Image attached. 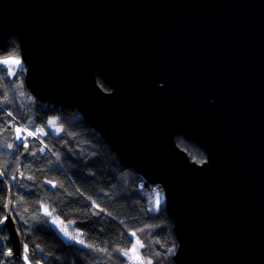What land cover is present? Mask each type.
<instances>
[{
    "label": "water",
    "instance_id": "obj_1",
    "mask_svg": "<svg viewBox=\"0 0 264 264\" xmlns=\"http://www.w3.org/2000/svg\"><path fill=\"white\" fill-rule=\"evenodd\" d=\"M12 37L29 95L161 188L174 264H264V0H0V50Z\"/></svg>",
    "mask_w": 264,
    "mask_h": 264
},
{
    "label": "trees",
    "instance_id": "obj_2",
    "mask_svg": "<svg viewBox=\"0 0 264 264\" xmlns=\"http://www.w3.org/2000/svg\"><path fill=\"white\" fill-rule=\"evenodd\" d=\"M6 56L20 58L16 37L0 50V58ZM96 79L107 91L98 75ZM49 122L59 133L48 128ZM16 123L33 133L26 140L25 157L21 155L25 141L15 139ZM175 140L192 161L205 160L198 146L181 137ZM0 173V218L8 185L11 214L21 240V259L5 260L11 243L6 231L0 230L4 264H25V244L28 264H138L121 254L138 240L144 245L139 253L145 262L174 264L177 241L161 188L146 183L119 159L76 109L31 97L24 70L10 75L5 63H0ZM45 209L70 234L79 230L83 243L64 240Z\"/></svg>",
    "mask_w": 264,
    "mask_h": 264
},
{
    "label": "snow or ice",
    "instance_id": "obj_3",
    "mask_svg": "<svg viewBox=\"0 0 264 264\" xmlns=\"http://www.w3.org/2000/svg\"><path fill=\"white\" fill-rule=\"evenodd\" d=\"M13 63L15 65H19L20 61L18 59L9 61V60H4L3 63L8 64V63ZM9 71H11V68L9 69ZM9 115H11V113H9ZM26 130V129H24ZM17 140H24V147H27V143H26V137H23L20 135V133L22 132V129L18 128L17 130ZM33 133L29 132V135H32ZM43 134V133H41ZM9 147H11V145H9ZM41 152H43V149H40ZM3 173H0V176H2ZM55 186V185H54ZM159 202H160V198L157 199V207L159 206ZM10 203V202H9ZM52 213L49 212L47 209H45V215H51ZM8 217L7 216H3L2 218H0V226H3L5 224V222L7 221ZM53 223H55V221H53ZM133 235H135V233H133ZM80 243H83V241H79ZM137 244L139 245V247H143L144 245L138 240ZM131 253V255H130ZM123 256L127 257L129 260H136L138 262V264H151V261H147L145 262L144 259L140 256L139 254V249L136 247V245H133V247L131 249H129L128 251H122L121 253ZM3 255L2 250H0V256ZM7 255L9 257H12L14 255V253L12 252L11 248L9 247ZM23 259L25 261V264H28L29 262V250H28V246L27 244H25L24 246V256ZM0 264H4L3 260H0Z\"/></svg>",
    "mask_w": 264,
    "mask_h": 264
},
{
    "label": "rangeland",
    "instance_id": "obj_4",
    "mask_svg": "<svg viewBox=\"0 0 264 264\" xmlns=\"http://www.w3.org/2000/svg\"><path fill=\"white\" fill-rule=\"evenodd\" d=\"M15 59L16 58H12V57H8V56L1 57L0 58V63H3L4 60L12 61V60H15ZM18 60L20 61L19 65H15V64H13L11 62L6 64L7 71L9 72L10 75H15V73L18 70H21V69L24 70V68H25L24 64L22 63L20 58ZM10 68H11V71H9ZM50 124H51V122H49L48 128L50 130H52L53 133H59V128H56L55 126L50 125ZM44 213H45V211H44ZM49 217L51 219V223L54 225V227L58 231V233L64 238V240H66L68 242H73V243H76V244H82V243L79 242V241H81L80 240V231L79 230L75 229L74 233L70 234V232L67 229L66 225L64 223H62L58 218L52 216V214ZM53 221H55V223H53ZM135 245L140 250L139 245L137 243H135ZM130 255H131V253H130Z\"/></svg>",
    "mask_w": 264,
    "mask_h": 264
},
{
    "label": "built area",
    "instance_id": "obj_5",
    "mask_svg": "<svg viewBox=\"0 0 264 264\" xmlns=\"http://www.w3.org/2000/svg\"><path fill=\"white\" fill-rule=\"evenodd\" d=\"M18 128L22 129V132L20 133V135L23 136V137H26V140H27L28 138L32 137V135H29V131L26 129L25 126H23L22 124L16 123V124H14V126H13V131H14L15 139H16V137H17V131H16V130H17ZM24 129H26V130H24ZM16 141H17L18 143H23V142H24V140H17V139H16Z\"/></svg>",
    "mask_w": 264,
    "mask_h": 264
}]
</instances>
